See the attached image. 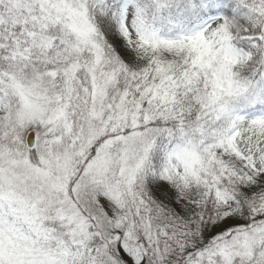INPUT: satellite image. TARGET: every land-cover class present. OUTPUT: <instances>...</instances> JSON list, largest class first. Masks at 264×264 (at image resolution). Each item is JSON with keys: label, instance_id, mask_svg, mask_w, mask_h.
I'll use <instances>...</instances> for the list:
<instances>
[{"label": "snow or ice", "instance_id": "1", "mask_svg": "<svg viewBox=\"0 0 264 264\" xmlns=\"http://www.w3.org/2000/svg\"><path fill=\"white\" fill-rule=\"evenodd\" d=\"M0 264H264V0H0Z\"/></svg>", "mask_w": 264, "mask_h": 264}]
</instances>
